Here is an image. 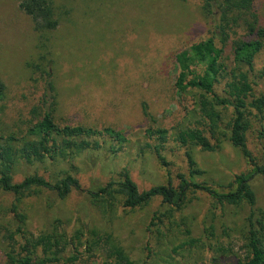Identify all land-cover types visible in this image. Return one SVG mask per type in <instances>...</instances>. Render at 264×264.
Returning <instances> with one entry per match:
<instances>
[{
  "label": "rangeland",
  "instance_id": "rangeland-1",
  "mask_svg": "<svg viewBox=\"0 0 264 264\" xmlns=\"http://www.w3.org/2000/svg\"><path fill=\"white\" fill-rule=\"evenodd\" d=\"M52 1L60 24L42 35L18 0H0V80L7 88L0 133L20 134L37 122L53 83L60 124L112 127L125 132L131 145L116 156L105 147L71 162L22 167L15 182L37 171L46 178L68 173L81 185L62 201L47 190L24 199L19 209L27 217L26 229L50 232L57 222L69 235L96 229L111 234L139 264H236L250 225L248 204L221 206L209 194L190 190L181 209L156 197L142 208L119 207L109 217L99 213L87 193L95 182L117 179L124 169L140 192L160 185L177 188L179 175H189L188 148L171 139L162 152L163 164L147 150L146 144L154 141L146 130L170 129L194 104L193 96L180 97L175 88V57L214 34L202 0ZM256 4L264 26V0ZM255 90L264 93V81ZM247 144L256 165L228 141L216 152L194 148L193 157L204 172L196 181L223 193L236 189L237 175L264 171V135L257 119L251 121ZM250 185L258 219L264 212V173L258 172ZM49 201H55L51 208ZM13 202L12 194L0 193L2 213ZM7 218L12 221L13 214ZM190 238L196 240L194 246L187 245ZM0 264H8L1 251ZM77 264H102V259L85 256Z\"/></svg>",
  "mask_w": 264,
  "mask_h": 264
},
{
  "label": "trees",
  "instance_id": "trees-1",
  "mask_svg": "<svg viewBox=\"0 0 264 264\" xmlns=\"http://www.w3.org/2000/svg\"><path fill=\"white\" fill-rule=\"evenodd\" d=\"M20 10L29 16L36 32L44 35L56 30L60 18L52 0H18ZM203 11L214 23L212 37L193 44L175 57L177 78L175 88L183 98L193 96L194 104L183 120L170 129L150 128L146 137L154 141L146 148L166 164L162 152L173 139L187 147L189 175L180 174V185H160L140 192L130 171L124 169L107 183L95 182L88 190L92 204L103 216L113 217L119 207L142 208L156 197L177 209L185 204L190 190L209 194L221 206L252 208L249 229L244 236L243 255L236 264H264V212L256 219V202L251 180L260 171L237 175L236 189L219 192L206 183L196 181L204 172L197 165L192 150L200 148L216 152L230 142L255 164L248 148L247 134L251 121L257 119L264 135V93L257 95L256 86L264 81V26L257 10L256 0H202ZM220 44V46L218 45ZM262 61V64H258ZM7 88L0 80V105ZM49 92L43 101L46 109L41 118L25 132L0 133V193L12 194L14 202L8 211L0 208V251L8 264H77L83 257H100L102 264H139L133 260L117 240L96 229H78L72 235L58 226L50 232L35 234L26 229L27 217L19 204L42 190L52 192L56 200H65L75 190H81L80 181L73 175L44 177L37 171L15 182L22 167L37 164L71 162L87 152L107 148L111 155L122 153L131 140L128 135L112 127L98 129L81 124H60L55 117V87L49 83ZM51 100L54 102L51 103ZM50 105V106H49ZM38 108L33 110L37 114ZM144 115L149 116L147 109ZM55 201L48 203L53 207ZM13 214L12 221L7 215ZM190 238L187 245L194 246ZM82 249V250H81Z\"/></svg>",
  "mask_w": 264,
  "mask_h": 264
}]
</instances>
